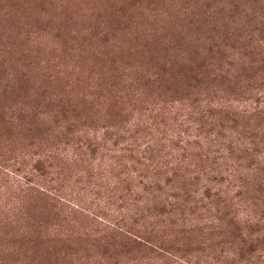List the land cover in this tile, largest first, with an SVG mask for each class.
I'll return each mask as SVG.
<instances>
[{
	"label": "rangeland",
	"instance_id": "1",
	"mask_svg": "<svg viewBox=\"0 0 264 264\" xmlns=\"http://www.w3.org/2000/svg\"><path fill=\"white\" fill-rule=\"evenodd\" d=\"M263 101L264 0H0V264H264Z\"/></svg>",
	"mask_w": 264,
	"mask_h": 264
},
{
	"label": "trees",
	"instance_id": "2",
	"mask_svg": "<svg viewBox=\"0 0 264 264\" xmlns=\"http://www.w3.org/2000/svg\"><path fill=\"white\" fill-rule=\"evenodd\" d=\"M263 103H264V101H263ZM209 112H211V110H209ZM263 111H261L260 110V113H262ZM231 149V148H230ZM183 196H184V198H183ZM181 195V194H176V198H178V200H180V201H183L184 203H188V202H193L194 204H198V203H202L205 199H210V195H209V193H208V190H206L204 193H203V198H201V199H195V198H193V200L191 199L190 201H188V199H189V197H187V194H184V195ZM180 205H182V203H180ZM162 209H164L163 207H161ZM165 210V209H164ZM163 210V211H164ZM225 216H227L226 214H225ZM234 219V218H233ZM232 220V219H231ZM219 221H220V219H219ZM259 245V244H261V245H263L264 246V238H262L261 240H256V241H250V243H246V242H244L243 241V243H242V247L244 246V248H246L249 252H251V251H253L254 250V247L256 246V245Z\"/></svg>",
	"mask_w": 264,
	"mask_h": 264
}]
</instances>
